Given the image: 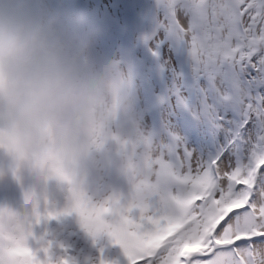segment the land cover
<instances>
[{
	"label": "clouds",
	"instance_id": "9594fccd",
	"mask_svg": "<svg viewBox=\"0 0 264 264\" xmlns=\"http://www.w3.org/2000/svg\"><path fill=\"white\" fill-rule=\"evenodd\" d=\"M102 31L54 0H0V187L19 193L0 202V264H119L127 222L177 192Z\"/></svg>",
	"mask_w": 264,
	"mask_h": 264
},
{
	"label": "snow or ice",
	"instance_id": "6c2138e0",
	"mask_svg": "<svg viewBox=\"0 0 264 264\" xmlns=\"http://www.w3.org/2000/svg\"><path fill=\"white\" fill-rule=\"evenodd\" d=\"M150 20L145 107L184 128L154 132L177 192L127 222L126 264H264V0H154Z\"/></svg>",
	"mask_w": 264,
	"mask_h": 264
},
{
	"label": "rangeland",
	"instance_id": "374dc122",
	"mask_svg": "<svg viewBox=\"0 0 264 264\" xmlns=\"http://www.w3.org/2000/svg\"><path fill=\"white\" fill-rule=\"evenodd\" d=\"M62 0L61 4L74 15L95 24L102 29L96 44L97 54L110 60H118L125 67L134 70L144 83L145 91L150 99L154 100L156 95L162 91V81L159 76L156 62L147 52L142 37L151 30L150 11L154 7V0ZM82 7V10H81ZM84 10V12H82ZM88 13V17L83 16ZM95 17L98 20L93 19ZM106 46V50L101 48ZM166 54V49L162 50ZM129 54V55H128ZM147 126L153 131L162 129L165 122L174 126V130L181 132V123L184 117L170 116L163 106H159L157 119L159 125L145 116ZM184 126V124H183ZM19 197L15 188L0 187V202L4 200L14 201ZM77 247H83L84 242L76 237ZM110 259L126 264V258L119 246L106 250Z\"/></svg>",
	"mask_w": 264,
	"mask_h": 264
}]
</instances>
